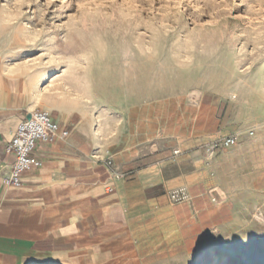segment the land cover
<instances>
[{"label":"rangeland","instance_id":"rangeland-1","mask_svg":"<svg viewBox=\"0 0 264 264\" xmlns=\"http://www.w3.org/2000/svg\"><path fill=\"white\" fill-rule=\"evenodd\" d=\"M0 74L86 100L116 133L147 118L238 139L214 149L231 224L190 264H264V0H0Z\"/></svg>","mask_w":264,"mask_h":264},{"label":"crops","instance_id":"crops-1","mask_svg":"<svg viewBox=\"0 0 264 264\" xmlns=\"http://www.w3.org/2000/svg\"><path fill=\"white\" fill-rule=\"evenodd\" d=\"M37 108L69 134L38 142L42 166L10 187L15 157L5 145ZM149 120L116 133L86 100L0 74V264H190L215 250L239 201L213 173L228 152L212 149L214 133ZM179 189L186 199L175 202Z\"/></svg>","mask_w":264,"mask_h":264},{"label":"built area","instance_id":"built-area-1","mask_svg":"<svg viewBox=\"0 0 264 264\" xmlns=\"http://www.w3.org/2000/svg\"><path fill=\"white\" fill-rule=\"evenodd\" d=\"M68 134L67 129H60L50 112L38 108L30 111L28 116L19 122L5 145L6 153L13 154L15 157L6 184L10 187H19L23 172L39 169L42 166V160L34 155L38 142L64 139ZM235 142V137L228 136L214 142L212 149L228 148ZM171 198L175 202H182L186 199V193L183 189H179L171 193Z\"/></svg>","mask_w":264,"mask_h":264},{"label":"bare ground","instance_id":"bare-ground-1","mask_svg":"<svg viewBox=\"0 0 264 264\" xmlns=\"http://www.w3.org/2000/svg\"><path fill=\"white\" fill-rule=\"evenodd\" d=\"M130 71H131V70H130ZM130 71H129V72H130ZM128 76H129V75H128ZM256 111H257V110H256ZM263 111H264V110H263Z\"/></svg>","mask_w":264,"mask_h":264}]
</instances>
